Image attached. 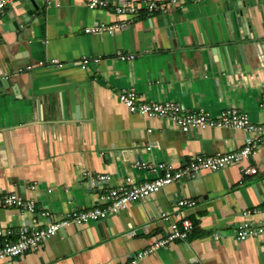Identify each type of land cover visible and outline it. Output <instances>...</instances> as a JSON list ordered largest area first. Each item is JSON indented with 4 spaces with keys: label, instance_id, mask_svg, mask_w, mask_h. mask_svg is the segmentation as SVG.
Wrapping results in <instances>:
<instances>
[{
    "label": "crops",
    "instance_id": "crops-1",
    "mask_svg": "<svg viewBox=\"0 0 264 264\" xmlns=\"http://www.w3.org/2000/svg\"><path fill=\"white\" fill-rule=\"evenodd\" d=\"M123 1L91 10L86 0H15L0 14V192L61 217L99 204V194L126 177L139 184L160 174L137 163L178 168L197 154L239 150L248 135L255 146L244 161L164 185L100 221L70 224L0 264H123L184 218L194 223L185 240L136 264H264V232L236 236L244 221L264 225V213L245 215L264 205V134L184 132L131 113L118 99L127 89L143 102L212 115L235 108L264 123V0H177L153 14L144 0H131L134 16L115 12ZM112 23L123 27L84 31ZM248 166L255 173L244 174ZM101 174L108 182H91ZM179 199L194 204L177 207ZM33 218L46 222L0 207V227L29 230Z\"/></svg>",
    "mask_w": 264,
    "mask_h": 264
},
{
    "label": "built area",
    "instance_id": "built-area-1",
    "mask_svg": "<svg viewBox=\"0 0 264 264\" xmlns=\"http://www.w3.org/2000/svg\"><path fill=\"white\" fill-rule=\"evenodd\" d=\"M15 0H0V14L6 6ZM177 0H144L145 10L148 14L166 13L169 5H173ZM109 4V0H86V6L93 10L105 8ZM117 14L136 15L137 9L131 0H124L122 4L116 5L114 8ZM119 27H123L122 23L98 24L84 29L87 33H112ZM133 56H128L132 58ZM57 62V61H55ZM88 63L87 59H82L80 65L82 68ZM119 101L131 113H136L145 117L167 119L178 126L182 131L186 132L193 128H231L257 135L264 134V123H254L247 114L235 108H225L219 111L217 115L202 109L184 107L176 102H143L133 90H122L118 94ZM264 105V102H261ZM255 146L254 139L248 135L243 146L236 151L223 154H197L189 162L173 168L166 163H137L136 166L144 169H156L160 174L150 180L139 184H133L128 177L124 181L114 187H109L98 196L99 204L84 210H74L65 213L61 217L47 211L36 212L34 200L24 199L14 193L0 192V207L17 208L31 214H36L46 219L42 226H38L36 218L31 220V228L11 229L8 227H0V259L18 257L30 249L38 248L42 243L56 235L58 231L64 229L68 225H82L86 222H96L105 219L110 214H115L123 209L128 203L139 199L146 198L155 193L160 187L180 181L184 178L195 176L201 170H218L228 165L239 163L248 158ZM255 168L248 166L243 168V173L252 175ZM109 177L105 174L97 175L91 178V182L96 181L108 182ZM33 189V186H30ZM177 207H191L194 202L179 199ZM264 213V205L254 208L245 213V215ZM163 220H169V216L165 213L161 214ZM194 229V223L187 219L170 222V232L164 237L153 242L147 249L138 253L134 258L123 264H136L139 259L149 254L153 250L168 245L175 240H185L188 233ZM264 232V225H256L254 221H244L236 229V236L239 240H245L249 237L257 236ZM198 264V263H195Z\"/></svg>",
    "mask_w": 264,
    "mask_h": 264
}]
</instances>
